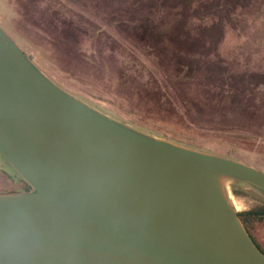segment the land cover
<instances>
[{"label": "water", "instance_id": "1", "mask_svg": "<svg viewBox=\"0 0 264 264\" xmlns=\"http://www.w3.org/2000/svg\"><path fill=\"white\" fill-rule=\"evenodd\" d=\"M0 264H264L230 186L264 172L154 135L67 90L0 25Z\"/></svg>", "mask_w": 264, "mask_h": 264}, {"label": "rangeland", "instance_id": "2", "mask_svg": "<svg viewBox=\"0 0 264 264\" xmlns=\"http://www.w3.org/2000/svg\"><path fill=\"white\" fill-rule=\"evenodd\" d=\"M0 25L89 103L264 172V0H0ZM20 178L0 155V191ZM229 189L238 212L263 202Z\"/></svg>", "mask_w": 264, "mask_h": 264}, {"label": "trees", "instance_id": "3", "mask_svg": "<svg viewBox=\"0 0 264 264\" xmlns=\"http://www.w3.org/2000/svg\"><path fill=\"white\" fill-rule=\"evenodd\" d=\"M66 71H68V70H66ZM89 74H90V73H88L87 76H90ZM187 75H188V74H184L183 78H186ZM177 76H179L178 73H177ZM97 89H98V88H97ZM20 179H21V181L24 183V187L21 188V189H19V190H15V191L28 190V189L30 188L29 185H28V184H27L22 178H20ZM236 188H237V190L239 189V190L242 191V192H246V191H244V190H242V189H240V188H238V187H236ZM7 191H12V190H7ZM0 192H3V191H0ZM246 193H247V192H246ZM261 200H262V199H261ZM237 213H238V215H239L241 221L243 222V224H244L246 230L248 231V233H249L250 236L252 237L253 241L255 242V244H256V245H257L262 251H264V249H263V248L259 245V243L256 241L255 237H254L253 234L251 233V230L249 229L248 224H247V221L250 220V218L264 219V200H263V202H262L260 205H258V206H256V207H253V208L247 209V210H245V211H241V212H238V211H237Z\"/></svg>", "mask_w": 264, "mask_h": 264}, {"label": "bare ground", "instance_id": "4", "mask_svg": "<svg viewBox=\"0 0 264 264\" xmlns=\"http://www.w3.org/2000/svg\"><path fill=\"white\" fill-rule=\"evenodd\" d=\"M236 206V205H235Z\"/></svg>", "mask_w": 264, "mask_h": 264}, {"label": "flooded vegetation", "instance_id": "5", "mask_svg": "<svg viewBox=\"0 0 264 264\" xmlns=\"http://www.w3.org/2000/svg\"><path fill=\"white\" fill-rule=\"evenodd\" d=\"M5 192V191H4Z\"/></svg>", "mask_w": 264, "mask_h": 264}]
</instances>
